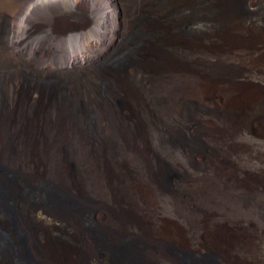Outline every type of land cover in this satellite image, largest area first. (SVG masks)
<instances>
[{
  "label": "rangeland",
  "instance_id": "rangeland-1",
  "mask_svg": "<svg viewBox=\"0 0 264 264\" xmlns=\"http://www.w3.org/2000/svg\"><path fill=\"white\" fill-rule=\"evenodd\" d=\"M171 1L175 15L181 14L180 9L184 6H189L190 19L194 18L191 13L194 6L207 8L201 12L203 21L199 22L198 29L192 30L198 34L200 50L193 55L190 64L187 63L206 74L191 75L187 68L180 67L178 74L164 76L160 85L152 86L137 75L135 83L145 91V106L155 118L154 129L146 128L145 137L151 146L149 155L152 154L153 161L166 173L164 181L173 192L157 190L148 177V164L136 153V149L143 148L141 141L133 140L123 128L110 131L98 126L91 135L93 140L105 139L108 150L103 154L112 174L108 183L89 178L81 189L67 179L60 189L47 190L43 185L47 179L44 182L40 179L51 172V154L45 152L41 143L37 146L36 162L27 163L31 171L37 172L34 177L26 179L18 163L12 166L6 161L8 170L5 164L4 169L10 172L1 181L0 190L5 200L13 201L14 196L21 195L23 200L48 206L57 213L56 220L46 224L54 239L70 240L65 230L59 231L64 227L62 219L69 218L70 214L77 215L81 221L94 223L95 229L79 230L74 238L98 250L97 264H129L123 254L132 245L142 247L152 264H264V0ZM101 3L106 7L105 15L109 21L114 22L116 33L101 45L102 56L96 60V65L106 71L115 67L125 72L129 60L125 62L121 54L123 46L131 43L136 33L144 35L137 26L134 35L123 33L125 19L120 0H101ZM110 3L114 13L109 8ZM59 16L36 10L25 19L23 45L26 53L30 52V44L25 42L31 37L36 39V35L49 30L50 39H60L64 35L60 33L62 30L77 24L74 19ZM138 18V22L153 20L148 11L140 13ZM8 28V23H0V38ZM150 37L152 40L147 39V43H161L155 40L156 37ZM64 41L62 44L65 45L66 38ZM59 49H49L46 59L57 60L61 54ZM131 58L134 59V55ZM33 62L23 58V85L19 86L15 81L9 84L11 89L19 87L21 99L31 95L30 82L34 79L39 80L44 91L54 92L68 83L69 76L79 72L83 65L87 66L79 64L65 70L51 69L53 75L47 76L36 73L39 68ZM83 74L87 75L88 71L84 70ZM53 81H59L61 85ZM0 82L5 80L0 79ZM67 98L69 103L79 101L78 106L85 112L91 108L87 95L81 101L72 96ZM125 104L124 98L117 97L118 108L124 109ZM0 106H8L11 110L16 107L9 92L0 97ZM34 113L40 115L41 106L35 108ZM41 115H45L44 112ZM74 116L73 122L85 127L80 117ZM89 117L90 121L96 122L95 112ZM45 118L51 121L48 114ZM167 138L172 143L178 141V147L170 146ZM73 145L75 152L64 150L63 153L69 176H76L80 159L87 158L77 140H73ZM18 180L24 181L23 192ZM42 185L46 190H41ZM179 194L182 203L177 199ZM11 220L7 214L0 213L3 252L0 264L38 261L41 252L36 244L30 246L31 242L27 241L24 252L23 241L19 243L10 236L11 229L23 234V224ZM35 221L31 216L25 217V232L33 237L32 241L42 240ZM109 235L119 239L114 245L121 247L118 251H122L119 253L122 258L107 257L106 247L112 246L107 240Z\"/></svg>",
  "mask_w": 264,
  "mask_h": 264
},
{
  "label": "bare ground",
  "instance_id": "bare-ground-1",
  "mask_svg": "<svg viewBox=\"0 0 264 264\" xmlns=\"http://www.w3.org/2000/svg\"><path fill=\"white\" fill-rule=\"evenodd\" d=\"M120 1L124 9L125 19L123 33L134 35L133 30L137 26L142 32L141 34L144 35L140 36L136 33L133 40L130 37L132 42L127 43V46H123L121 50L124 61L129 60L127 67H125L129 72H126L127 70L124 72V69L118 70L115 67H110L106 71L96 65V60L102 56L101 45L106 44L110 36L116 33L115 24L112 20L109 21V18L105 15L104 9L106 7L101 3V0H0V23L6 22L9 24L8 31L0 38V79L5 80L4 83L0 82V97L9 92L16 103V107L12 110L8 106H0V183L9 175L10 171H6L8 162L12 166L15 162L18 163L19 170L23 177H27L26 179L33 178L36 171H31L27 163L36 162L37 146L41 143L46 148L45 152L51 154V165L49 164L51 172L40 179V182L47 179L43 184L47 190L60 189V186L67 179L76 188L77 186H84L89 178L103 180L108 183L112 179V174L107 165V158L104 157L105 150H108L105 139L99 137L93 140V135H91L92 130H95L94 127L98 126L101 130L104 128L110 131L123 128L132 136L133 140L141 141L143 148L136 149V153L148 164V177L156 185L157 190L173 192L166 186L164 181L166 173L153 161L152 154L149 155L151 146L150 140L145 137L146 128L150 129L152 127L154 129L155 118L145 106V91L135 83V75L143 77V80L150 82L152 86L160 85L164 76L178 74L180 67L187 68L191 75H205L206 72L200 68L189 67L187 63L190 64L193 55L200 50L198 34L193 31H196L199 22L203 21L201 12L207 11V8L206 6H194L191 10V13H194V18L190 19L187 13L189 12V6H184L180 9L181 14L175 15V7L171 0ZM111 3L109 8L114 13ZM114 7L117 9V4ZM172 9L173 13L171 12ZM36 10L40 12L49 11L55 15H60L59 17L63 19L70 18L76 21V25L60 32L64 34L63 37L55 39L62 44L66 38L65 45L60 46L59 42L50 39V31L44 30L40 36L37 37L36 35V39L31 37V40L25 42L26 45L30 44V52L29 54L26 53L23 45V41H25L23 39V23ZM147 11L150 12L153 20L138 22L140 13L146 14ZM119 13L121 14L120 10ZM150 36L152 38L156 37L155 40L157 42L161 41V43H147V39L148 41L152 40ZM56 47L57 49L60 48V57L57 60H47L49 49ZM133 55L134 59L131 58ZM136 55H138V58ZM24 57L32 60V62L34 61V65L39 68L36 73H45L47 76L53 75L51 69L65 70L68 66H78L79 64H86L87 66L83 65L82 68L78 69L79 72L69 76L68 83L63 86L59 84V81H53L54 84L61 85L54 92L44 91L39 80H32L30 82L31 95L21 99L19 97V87L11 89L12 87H9V84L15 81L20 86L23 83ZM84 70L88 71L87 75L83 74ZM66 92L68 96L80 101L83 96L87 95L91 107L89 111H83L82 107L78 106V100H76L78 102L69 103ZM117 97L124 98L126 102L124 109L116 106ZM39 106H41L42 113L48 114L51 121L45 118V115H41L42 113L40 115L34 113L35 108ZM92 112L96 114L97 120H95L97 123H95L97 125L90 121L89 116ZM74 114L78 118L80 117L85 127L79 125L80 123L73 122ZM103 134L100 136H105ZM74 139L83 147L87 158L80 159L77 175L69 176L67 170L69 168L63 159V153L64 150H69L71 153L75 150L73 147ZM166 142L170 146L178 147V141L172 143L167 138ZM6 161L7 165L4 163ZM4 164L6 169H4ZM92 179L91 181H93ZM23 182L22 180L20 182L21 192H23ZM45 188L41 190H46ZM201 191L203 192V190ZM28 192L27 194H29ZM23 198L20 195L18 197L14 196L13 201L5 200L1 192L0 213L7 214L13 222L23 224L22 235L11 229L10 236L19 243L23 241L24 252H26L28 242L29 244L31 242L30 246L36 244L40 250L41 258L38 261L31 260L27 264H97L98 250L85 241L74 238L76 232L91 229L94 223H90L88 220L81 221L77 215L70 214L69 218L62 219L64 227L62 229L58 228L59 231L65 230V234L70 236V240L66 242L54 239L46 224L54 222L57 213L55 214L48 206H37L35 202L32 203L28 199L23 200ZM177 199L179 203H182L180 194ZM18 203L22 206L20 207ZM27 216L33 217L38 222L37 230L41 233L42 240L32 241L33 237L25 232L27 224L23 222ZM96 230L102 232L99 227ZM112 236H108L107 240L112 243V246L106 247V252L108 253L107 257L115 260V257H120L119 253L122 251H118L119 248L121 250L120 246L114 245V243L119 242V239ZM2 253V247H0V259ZM141 253L145 255V258L141 256ZM123 257L130 261L129 264H152L145 250L138 245L127 247Z\"/></svg>",
  "mask_w": 264,
  "mask_h": 264
}]
</instances>
